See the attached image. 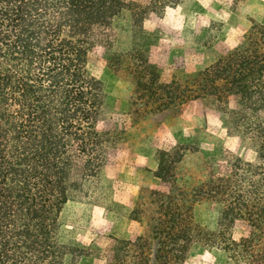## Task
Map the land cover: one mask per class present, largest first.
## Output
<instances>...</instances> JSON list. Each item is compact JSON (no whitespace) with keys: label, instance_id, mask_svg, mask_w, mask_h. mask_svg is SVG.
Here are the masks:
<instances>
[{"label":"trees","instance_id":"obj_1","mask_svg":"<svg viewBox=\"0 0 264 264\" xmlns=\"http://www.w3.org/2000/svg\"><path fill=\"white\" fill-rule=\"evenodd\" d=\"M180 5L0 0V264H183L195 243L218 248L227 264H264V24L184 74V83L165 81L141 41L152 16ZM98 58L130 80L135 121L160 122L209 101L228 115L231 144L194 181L177 176L182 145L161 148L147 138L160 186L128 216L138 231L86 243L65 230L66 206L88 202L109 182L128 134L112 124L111 97L90 66ZM201 202L216 213L212 228L193 219Z\"/></svg>","mask_w":264,"mask_h":264},{"label":"rangeland","instance_id":"obj_2","mask_svg":"<svg viewBox=\"0 0 264 264\" xmlns=\"http://www.w3.org/2000/svg\"><path fill=\"white\" fill-rule=\"evenodd\" d=\"M182 5L168 9L161 17L152 16L145 24L142 44L151 48L152 60L162 68L163 80L183 82L184 74L202 69L216 54L234 47L254 24H264V0H181ZM111 97L112 124L127 129L118 164L108 173L109 182L100 184L88 202L69 203V222L65 230L73 238L91 243L98 234L131 236L138 224L128 216L151 190L160 186L153 175L154 150L144 142L154 138L156 145L184 147L177 176L197 181L220 162L231 144L226 134L228 115L209 101H194L160 122L138 117L127 110L130 80L98 58L90 64ZM233 104V102H232ZM231 104V105H232ZM216 213L201 202L194 206L193 219L212 228ZM242 232L234 227L233 236ZM227 255L218 248L201 243L191 246L183 264H227ZM67 264H70L67 262ZM78 264H99L82 258Z\"/></svg>","mask_w":264,"mask_h":264}]
</instances>
